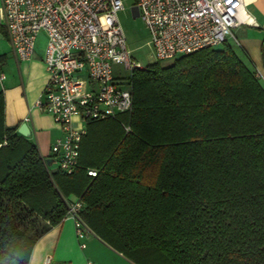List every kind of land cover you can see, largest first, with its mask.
<instances>
[{"label":"trees","instance_id":"1","mask_svg":"<svg viewBox=\"0 0 264 264\" xmlns=\"http://www.w3.org/2000/svg\"><path fill=\"white\" fill-rule=\"evenodd\" d=\"M261 82L228 44L135 70L132 112L87 124L72 175L6 127L0 93V264H28L71 196L132 264H264Z\"/></svg>","mask_w":264,"mask_h":264},{"label":"built area","instance_id":"2","mask_svg":"<svg viewBox=\"0 0 264 264\" xmlns=\"http://www.w3.org/2000/svg\"><path fill=\"white\" fill-rule=\"evenodd\" d=\"M136 1L134 8L149 30L157 63L217 49L230 38L237 43L233 30L258 26L245 0ZM123 9L122 0H0V28L18 61L34 56L40 34L47 38L48 80L36 105L63 133L51 146L52 166L63 174L72 175L78 167L88 123L118 120L133 110L131 77L147 67L127 48L117 16ZM118 66L129 73L126 86L118 83ZM254 71L262 81L264 75ZM4 79L0 72V81ZM75 119L81 122L79 128L73 126ZM124 129L130 132L128 124ZM88 175L96 177L97 171L89 170ZM83 207L79 199L70 201L66 216L74 221L80 240L92 234L79 216ZM42 264L57 263L48 256Z\"/></svg>","mask_w":264,"mask_h":264},{"label":"crops","instance_id":"3","mask_svg":"<svg viewBox=\"0 0 264 264\" xmlns=\"http://www.w3.org/2000/svg\"><path fill=\"white\" fill-rule=\"evenodd\" d=\"M245 3L247 11L258 26L243 28L260 29L258 20L264 24V0H245ZM249 7H254V11L250 12ZM1 32L5 36L0 35V40L4 41L2 44L4 48L0 52V58H3L0 59V72L5 75V79L0 81L3 84L0 93L5 103V125L8 128L19 129L21 125L26 124L30 130L27 139L38 147L43 158L52 159L51 146L56 139L63 136V133L54 123L52 116L42 112L36 105L42 98L48 80L44 56L34 55L28 61H18L6 31L1 29ZM263 39L264 37L237 40L236 47L241 49L255 68L264 75L261 57ZM73 126L79 128L81 122L75 119ZM77 199L76 196L70 197V201ZM48 256H51L57 264H132L93 233L84 240L78 239L71 218L62 220L38 240L28 264H42Z\"/></svg>","mask_w":264,"mask_h":264},{"label":"rangeland","instance_id":"4","mask_svg":"<svg viewBox=\"0 0 264 264\" xmlns=\"http://www.w3.org/2000/svg\"><path fill=\"white\" fill-rule=\"evenodd\" d=\"M124 9L118 12V21L123 30V33L126 38V44L128 50L131 52L134 60L139 63L143 67H148L153 64H156L157 61L153 54V49L150 44V33L145 25L144 21L141 17H136L133 11V8L136 7V0H122ZM249 11H254V7H249ZM260 29H246L243 28L241 30H233V34L237 40L243 39H259L264 37V24L258 20ZM0 35L5 37L4 34L1 32L0 28ZM4 41L0 40V52L4 48L3 44ZM228 45L233 48L235 54L238 58L245 64V66L250 70H255V66L251 60H249L243 53L241 49L236 47V41L233 38H230L228 41ZM47 46V38L45 34H40L36 41V49L34 55L36 57H42L45 55V50ZM223 47L220 46L217 49H221ZM239 52H238V51ZM241 52V53H240ZM170 62H163L160 63L161 66H168L172 63ZM256 64V62H255ZM259 66L258 64H256ZM6 73L5 70H2ZM115 71L122 74V79L118 82L122 86H126L128 84V72H123L121 67H116ZM262 86L264 87V79L261 82ZM3 84L0 82V91L2 90Z\"/></svg>","mask_w":264,"mask_h":264},{"label":"water","instance_id":"5","mask_svg":"<svg viewBox=\"0 0 264 264\" xmlns=\"http://www.w3.org/2000/svg\"><path fill=\"white\" fill-rule=\"evenodd\" d=\"M133 11L135 13V16L138 17V12H137L136 8H134ZM18 133L25 138L30 136V130L26 124H23L20 126V128L18 129ZM46 163L49 167H52L54 161H53V159H46Z\"/></svg>","mask_w":264,"mask_h":264}]
</instances>
